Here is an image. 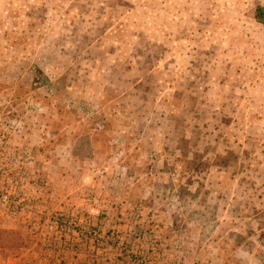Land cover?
Listing matches in <instances>:
<instances>
[{
  "label": "rangeland",
  "instance_id": "obj_1",
  "mask_svg": "<svg viewBox=\"0 0 264 264\" xmlns=\"http://www.w3.org/2000/svg\"><path fill=\"white\" fill-rule=\"evenodd\" d=\"M264 0H0V264H264Z\"/></svg>",
  "mask_w": 264,
  "mask_h": 264
},
{
  "label": "trees",
  "instance_id": "obj_2",
  "mask_svg": "<svg viewBox=\"0 0 264 264\" xmlns=\"http://www.w3.org/2000/svg\"><path fill=\"white\" fill-rule=\"evenodd\" d=\"M256 17L259 21L264 22V6H258L256 9Z\"/></svg>",
  "mask_w": 264,
  "mask_h": 264
}]
</instances>
